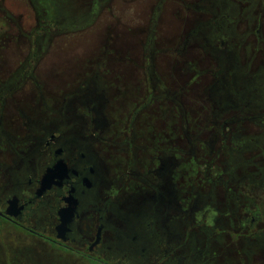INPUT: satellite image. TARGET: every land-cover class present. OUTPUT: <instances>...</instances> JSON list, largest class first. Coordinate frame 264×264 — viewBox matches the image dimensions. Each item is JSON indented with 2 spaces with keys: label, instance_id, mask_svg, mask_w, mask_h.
<instances>
[{
  "label": "flooded vegetation",
  "instance_id": "flooded-vegetation-1",
  "mask_svg": "<svg viewBox=\"0 0 264 264\" xmlns=\"http://www.w3.org/2000/svg\"><path fill=\"white\" fill-rule=\"evenodd\" d=\"M29 1L36 14L50 20L57 34H69L92 28L104 0ZM165 1L158 0L160 14ZM179 1L190 2L193 14L206 17L196 26L188 18L180 21L186 36L183 46L192 40L204 42L203 54L215 67L208 66L206 72L213 119L205 125L213 132L205 142L210 160L204 165L207 193L184 195L177 155L182 151L176 147L160 156L143 152L136 157V136H130L135 116L152 102L167 100L171 93L154 70L157 50H150L147 78L144 75L141 80L130 76V60L117 58V45L109 47L112 58L102 53L103 29L109 20H130L126 6L130 0H105L114 4V14L112 18L106 15L103 24L92 30L85 58L63 71L64 59L53 54L52 69L42 82L33 71L25 72L24 65L10 61L20 55L17 46L0 45V237L11 229L52 256L61 253L89 264H187L191 260L264 264V166L254 164L264 157L259 152L264 133L248 135L244 127L255 121L256 127L264 129V72L251 75L241 61L248 38L255 37L256 51L261 50L264 13H254L262 0ZM2 4L5 0H0V14L6 19L8 12ZM241 24H246L244 33L239 31ZM131 63L133 73L144 71L143 62ZM117 64L121 67L115 75L112 68ZM95 68L106 70L97 75ZM28 82L37 91L23 92ZM139 94L145 104L130 111V99ZM174 103L181 112L177 100ZM122 115L134 118L109 139L110 132L118 129L113 121ZM178 124L179 132H186L188 125ZM219 139L236 148L230 153L238 159L229 160L236 170L229 178L232 185L221 179V173L216 180L210 177L219 157L213 156ZM162 145H153L152 151L157 153ZM245 154L250 161H245ZM242 159L245 166L240 164ZM47 173L50 186L43 190ZM216 186L227 193L232 190L230 195L222 194L218 204ZM206 217L209 220L203 223ZM216 229L229 233L228 240L212 236ZM16 252L22 254L20 249ZM0 254L6 260L7 250L2 246Z\"/></svg>",
  "mask_w": 264,
  "mask_h": 264
},
{
  "label": "rangeland",
  "instance_id": "rangeland-1",
  "mask_svg": "<svg viewBox=\"0 0 264 264\" xmlns=\"http://www.w3.org/2000/svg\"><path fill=\"white\" fill-rule=\"evenodd\" d=\"M189 3L182 4L179 0H166L164 5H162V13L160 14L156 11L158 0H130V3L126 5L127 8L130 7L128 14L130 20L122 21L120 19L117 22L109 20L108 24L111 27L110 29L106 28L109 26L108 24L104 27L101 41L102 53L105 54V57L112 58L109 54V47L111 44L112 46L117 45V49L120 50V55L117 54L119 56L117 58L119 60L121 58L130 60V76L140 78V80L143 79L144 75L147 78L150 50L155 49L158 51V54L153 58L155 63L154 70L157 77L166 82V89L171 95L166 97L167 100L152 102L143 110L139 108L145 104L146 100L142 99L140 94L134 99H130V111L132 109L140 110L138 115L135 116L132 128L134 132H130V136L132 133L136 136L134 145L139 147L136 157L145 155L143 152L160 156L163 155V151L175 147V149L182 151V153L177 154L181 164L179 186L180 189L185 191V196L189 193H207L209 189L204 168L205 163L210 161L208 159L209 148L205 142L212 139L213 132L207 130L205 125L210 124L213 119L211 117L210 101L207 97L210 78H208L209 74L206 72L208 66L210 69L212 67L215 68L210 63V57L207 58L203 54L201 46H203L204 42L192 40L188 41L189 43L186 47L183 46L186 36L185 32L182 31V26L180 29V21L188 18L190 20L189 24L196 26L206 19V17L201 18L197 12L193 14L195 11L193 9L194 6ZM261 3L258 6L259 8L256 9L254 16H257L259 11L264 13V0ZM2 5L8 13L6 19L5 15L0 14V45L12 43L17 46L20 55L18 58L13 57L10 61L17 62L18 67L20 64H22V67L24 65V70L28 74L33 71L36 77H40V82H42V78L45 79L44 74L47 71L49 73L52 69L53 64H49V62L50 56L53 54H56V58H60V61L64 59L63 71L66 70L67 66L78 65L89 50L88 46L94 35L93 31L103 24V19L106 15H108L106 17L112 18L114 14L112 10V5L114 4L104 0L100 4L99 10L101 12L97 23L93 27L91 26L92 28L82 32L57 34L58 30L53 28L51 23H49L50 20L41 17L39 13V15L36 14L29 0H5V4ZM120 14L124 15V10H120ZM122 22L125 24L118 26ZM262 23L260 52L256 51L257 42L255 37L248 38L247 42L245 41L244 47L247 45L246 47L249 49L241 50V61H244V64L252 72L251 75L259 71L264 72V17L262 18ZM245 27L246 24H241L239 31L243 32ZM12 28L16 31H10ZM150 32L152 36H149ZM259 40L260 38L258 42ZM134 60L139 64L143 62L144 71L136 69L137 73L135 71L133 73L131 62ZM51 61H53V58ZM137 63H135V66H137ZM120 67L121 65L119 64L114 65L112 72L118 75ZM104 70L106 69L99 70L97 68L96 72L98 74L95 73L102 75ZM10 71H14V68ZM10 71L7 72V76H10ZM68 73L70 72H65V74ZM193 79L197 82L193 83ZM32 91H37L34 84L29 82L23 84V92L32 93ZM174 100H177V105L180 106L181 112L175 107ZM109 117L111 121L114 120L113 116ZM133 118L134 116L132 115H122L118 118L119 122L115 119L113 122L117 124L118 129H115L116 132H110L109 139L120 134L121 129L128 126L125 124L129 120L131 122ZM221 121L222 119H220ZM180 122L188 125L186 132L184 130L179 132L178 123ZM254 124L255 121L244 125L248 135L255 136L259 133H264V129L262 131ZM196 139L198 142L195 141ZM160 142L164 145L159 146L157 153L153 152V145L157 143L159 145ZM201 145L204 147H201ZM144 149L145 151H143ZM234 150L236 148L231 146L230 142L225 143L221 139L214 144L213 156L218 155L219 157L217 161H214L215 166L213 167L214 170L210 171V177L216 180L218 173H221V179L227 184H231L229 178L233 173L236 174V170L229 164V160L230 158L238 159L236 154L230 153ZM259 152H264V147ZM249 158V154L244 155L245 161H250ZM244 159L240 161V164H242ZM254 162H256L254 163L255 165L258 164L259 166V164H262L264 166V157L256 159ZM242 165L245 166V163ZM117 167L120 168V166ZM238 170L237 174H240V171H242L241 166L238 167ZM249 171H254V169ZM249 171H246V173ZM224 191V187L216 186L215 201L217 204L220 198L223 197L222 194H232L231 188L228 193ZM262 193L264 194V191ZM208 220L209 218L206 217L202 222L204 223ZM227 234L230 235L227 232L220 233V230L216 229L213 231L212 236L219 235L228 240ZM0 246L7 250L6 260L0 254V264H89L61 253H56L55 256H52L53 254L46 253V250L42 251L37 248L30 239L16 235L11 229H6L0 237ZM19 249L22 254L17 255L16 251ZM51 252L54 253V251ZM183 262L186 263L185 260ZM187 264L201 263L198 261L193 263L191 260L187 261Z\"/></svg>",
  "mask_w": 264,
  "mask_h": 264
},
{
  "label": "water",
  "instance_id": "water-1",
  "mask_svg": "<svg viewBox=\"0 0 264 264\" xmlns=\"http://www.w3.org/2000/svg\"><path fill=\"white\" fill-rule=\"evenodd\" d=\"M48 173H50V172L48 171ZM48 173L45 175V177L43 178V181H42V189L43 190L46 188H49V186H50Z\"/></svg>",
  "mask_w": 264,
  "mask_h": 264
},
{
  "label": "clouds",
  "instance_id": "clouds-1",
  "mask_svg": "<svg viewBox=\"0 0 264 264\" xmlns=\"http://www.w3.org/2000/svg\"><path fill=\"white\" fill-rule=\"evenodd\" d=\"M209 223H211V221H209Z\"/></svg>",
  "mask_w": 264,
  "mask_h": 264
}]
</instances>
